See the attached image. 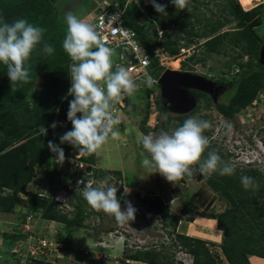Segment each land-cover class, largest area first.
<instances>
[{"label": "rangeland", "instance_id": "374dc122", "mask_svg": "<svg viewBox=\"0 0 264 264\" xmlns=\"http://www.w3.org/2000/svg\"><path fill=\"white\" fill-rule=\"evenodd\" d=\"M225 1L204 0L199 6L202 13L201 16L209 17L212 21L218 18L223 19L224 16L231 19L232 16L226 14V12L220 13V8H222ZM236 1L242 10H249L259 2H264V0H247L248 4L246 5L244 4L246 0ZM104 2H107V0H103L102 3ZM140 2L142 3V1H139V5L141 4ZM88 3L91 6H96L99 0H54L48 10V15L53 22L59 17L65 19L68 13L75 14L79 19L87 20L94 14V11L89 9ZM128 4L129 2L125 0V5L127 6ZM260 15L262 17L261 22L252 27V29L261 39V43L264 44V14L261 12ZM149 20L151 19L147 16L144 23L145 26H147ZM198 24L202 25V23H196V30H202ZM235 24L236 20L231 19L219 31L232 30ZM165 28L166 31L174 32L177 36H181L178 40L181 46L176 55H168L157 45L153 48V53L157 57L158 64L162 66L161 71L166 68L171 70L185 68L191 72L205 74L226 81L234 82L239 78L241 68L238 62L245 63L248 60L246 53L238 57L236 61L231 60L232 56L240 52L239 47L232 49L228 46L226 54H206L204 41L208 37L196 36L192 42L187 43V37L183 31L176 30L170 25H167ZM151 30L149 28V31ZM155 34L152 33L151 42H154ZM159 34L160 31L158 30ZM192 57L193 59H191ZM183 64L185 65L183 66ZM67 69L68 84L62 86L61 89L59 87L50 88L51 91H49L52 94L51 100L61 97V94H64V92L66 93L58 101L53 121L45 127L52 130L51 138L58 144H61L59 140L60 136L57 137L53 133H56L55 130H59L62 135L66 132L67 126L64 118H62L63 116H61L62 112H65L64 108H67L63 102L69 97L68 89L71 87L68 64ZM41 71L43 70L41 69ZM42 82L41 77L34 81V85L27 92L28 97L30 96L29 92L34 94L43 87ZM138 85L139 88L134 97L124 96V98H128H126L128 100L127 105L129 104L128 106H131V108L126 107L124 99L118 102L122 104L124 101L123 105L125 104V107L123 108L124 112L119 108V111H122V113L118 112L114 115V118L120 121V124L114 127L117 135L114 138L110 136L107 142L95 153V161L92 167L84 163L83 165L81 163V166H79L76 159L79 154L78 152H76L77 155L73 154L75 153V148L73 147L70 148L67 154H64L67 156L62 163L63 166L55 163L56 154L49 150L47 162L49 166L51 165L52 172L46 168L39 169L37 163H34L33 166L36 170L38 168V173L28 185V189L39 193L48 202L53 201L56 208H59L61 212L67 213L71 217L75 213V203H78V199L83 197L82 192L84 187L82 186H84V183H82L83 185L78 184L79 180L77 178L86 183L93 182V187H98L103 181L107 180V186L114 185L117 188V192L121 190V194L125 195L128 201L131 202L132 206L136 209L135 219L129 223H118L113 216L103 211H95L87 203H83L82 205L86 213L82 221L84 225L72 228H67L62 222L44 217L38 218L31 224L21 225L18 214L20 211H26L25 208L19 209V207H16V210L11 213L0 212V264H27L28 260H26V256L31 255V253L39 254L42 252L45 254L42 251L41 244L48 242H50L49 247L51 249L47 250L44 258L52 264H140L125 259L124 254L129 248L133 250V248L142 246H151L155 250L160 249L169 259L174 261V264H179V262L181 264H190L191 259L188 254L177 251L174 247L169 248L171 237L167 234V230L162 227V220L159 217L147 214L141 208L138 194L151 197L154 195L160 196L164 204L169 206V211L173 214H178L180 217L175 230L171 232L172 234L179 232L206 240L208 250L217 262L219 260V264H229L224 258L219 245L222 240V231L215 229L214 232H211L209 230L207 231L208 234L202 231L203 235H201V229H199L200 217L205 218L210 214H218L229 207V203L225 198L213 191L208 187L206 181L197 176V174L206 173L197 171L193 176H185L178 182V185L173 186L159 173L149 174L142 167V154L145 156L148 154L140 143L142 136V133L138 130L140 119L144 114H148L146 123L150 127L148 133L159 135L162 132L160 129L161 120L164 119L166 113L156 108L155 98L159 94L158 86L153 84L149 87L144 83ZM147 88L150 90L148 91ZM45 89L47 88L45 87ZM26 100L28 101L26 107L28 111L25 112L22 109L19 112H23L24 117H22V114H18L17 107H15L8 111H5L6 108H0V118H6L9 121L15 122V118L18 117L17 120L21 129L24 128L22 125L24 118L28 116L29 118L34 117L36 115V108L42 104L40 97L36 98V100L34 97L31 99L27 98ZM210 110L211 112L207 113V116L200 118L211 123V128L205 130L203 133L210 141L209 147L205 152L210 149L219 150L224 153L230 151L232 154L227 157L228 163L235 165V168L239 170L248 168L246 161L251 160V156L252 158L258 156L261 150H264V90L256 99V103H252L245 109V113L243 109L235 115L234 120L221 119L220 121H225L226 124V127L223 128L224 130H222V125L215 109L212 108ZM133 116L135 119H132ZM189 117H196V113L191 114L187 118ZM185 120H182V122ZM180 121L172 117L170 129L163 132L171 134L175 130L172 124H179ZM53 122L57 123L54 129L50 127ZM121 131L124 132L122 133ZM38 132H35L31 136L36 135V137H40ZM248 133H252L254 136L248 137ZM40 140L38 138L36 143H38V146H43V137ZM203 158H206L205 154ZM259 161L262 160L259 159ZM256 166L264 172V165L261 162ZM99 168L104 170H119L121 176L117 178L114 174L108 173L106 178H96L91 175L94 170H98ZM73 171H79L80 176L78 175L77 178L75 176L71 177L68 173ZM82 176L84 177L81 178ZM125 189L129 191L125 193ZM8 192V189H1L0 191L3 195ZM121 208L124 209L125 207ZM189 227L195 230L190 231ZM214 228H216V225ZM11 234L14 237L10 238ZM15 236H17L16 239H14Z\"/></svg>", "mask_w": 264, "mask_h": 264}, {"label": "trees", "instance_id": "16d2710c", "mask_svg": "<svg viewBox=\"0 0 264 264\" xmlns=\"http://www.w3.org/2000/svg\"><path fill=\"white\" fill-rule=\"evenodd\" d=\"M53 1L0 0V17H3L9 23L23 18L34 26L44 28L43 40L55 48V52L50 56L42 52V45L33 51L27 62L30 66V82L19 86V90L16 92H11L7 68L3 63H0V108H6L5 111H8L17 107L18 114H22V117H24L23 112H19L22 109L25 112L28 111L26 108L28 105L27 98L31 99L34 97L36 100V98L40 97L42 101L41 106L36 108L34 117L29 118L28 116L24 118L22 123L24 128L22 129L17 120L18 117L15 118V122L0 118V191L1 189L9 190L4 195L0 193V212L11 213L16 210V207H19V209L25 208L26 211H20L18 214L19 223L22 225L28 213H34L42 208V218L59 221L67 228H72L84 225L82 221L86 213L82 205L87 203V201L83 197L78 199V203H75V213L69 217L67 213H63L59 208H56L53 201L48 202L39 193L28 189V185L38 173V168L36 170L33 166L34 163H37L39 169L46 168L52 172L51 165L49 166L47 162V155L50 150L48 141H52L54 144L57 143L51 138L52 130L48 128L47 134L40 137L31 135L39 131L42 126L46 127L53 121L58 101L66 93L64 92L61 97L51 100L52 94L49 91H51L50 88L59 87L61 89L62 86L68 84L67 64L70 65L72 63L62 47L67 33L66 21L64 18L59 17L53 22L48 15V10ZM127 1L129 2L127 6L125 5V0H107L104 3H102L103 0H99L96 6H91L88 3L89 9L93 10L94 14L91 18L84 21L92 20L96 13H99L103 8L111 11L118 8V11L122 12V23L136 32L139 44L148 54L150 72L155 76L159 75L162 66L158 64L153 48L157 45L168 55H176L181 46L178 42L181 36H177L174 32L166 31L165 27L167 25H172L174 29L183 31L186 34L187 43L192 42L196 36L208 37L204 41L206 54H226L228 46L232 49L239 47L240 52L232 56L231 60L236 61L244 53L248 55V60L245 63L238 62L241 71L239 78L234 81L236 90L231 94L229 106L219 107L220 111L228 117L233 116L235 112L243 107L250 106L251 102L263 93L264 65L258 61L259 49L262 43L252 27L261 22L260 13L264 14V2H259L249 10H242L236 0H226L222 8H220V13L226 12V14L231 15V19L236 20V24L234 26L235 29L233 27L232 30L220 32L219 29L231 19L224 16L223 19L218 18L212 21L209 17L201 16L202 13L199 6L204 0H190V11L176 9L170 3V0H156L157 3L166 5V15L157 13L151 2L142 1L139 5V2ZM147 16L151 20L145 26L144 23ZM196 23H202V25L198 24L202 30H196ZM157 26L163 28L161 35H157ZM149 28L152 30L149 31ZM152 33H156L154 42H151ZM228 64L229 66L231 65L230 62ZM112 71H115L114 67ZM40 77L43 80V87L34 94L29 92L30 96L28 97L27 92L34 85V81ZM147 90L149 91L150 89L147 88ZM68 96L67 100L73 99V96ZM126 98H123L126 102V107L131 108V106H128L129 104L127 105L128 100ZM67 100L63 102L67 108H64L65 112L63 111L61 116H63L62 118L67 124L66 131H69L72 129V124L67 119L69 107V101ZM155 102L157 109H162L159 95L155 98ZM77 115L79 116L80 114L78 113ZM147 118L148 114H144L138 126V130L144 135H147L150 131V127L146 124ZM184 118L185 116L180 117V123L172 124V127L181 126ZM170 120H172L171 117L161 120L160 129L162 131L170 129ZM55 132L53 135L61 136L59 130H55ZM121 132L123 133L124 131ZM41 137H43L44 145L38 146L36 141L38 138L40 140ZM57 145L63 149L64 154H67L72 148L67 142L64 144L57 143ZM209 151H212V149ZM209 151L204 153L205 157H207ZM216 152L225 162H228L227 157L231 155L229 152L224 153L219 150H216ZM80 160L91 167L95 161V153L89 156L81 155ZM235 169V174L232 176H221L218 173H213L210 176L208 174H197V176L206 181L208 187L225 198L229 203V207L223 212L207 216L214 218L217 228L222 231V240L219 245L224 258L229 264H251L249 257L252 255L264 258V172L257 166H250L241 170ZM108 173L114 174L117 178L121 176L119 170H104L102 168L94 170L91 175L96 178H106ZM68 174L76 178L78 175L80 176L79 171H73ZM242 175L253 177L259 183L258 190H255L256 193L253 190H245L243 188L240 180ZM137 196L140 198L139 204L141 208L147 214L157 216L162 220V227L167 230V234L171 237L169 248L174 247L175 250L188 254L191 258L190 264H219V260L217 262L208 250L206 240L184 233H171L175 230L180 217L178 214H173L169 211V206L164 204L160 196L154 195L151 197L141 194ZM117 197L119 202L128 201L127 197L121 194V190L117 192ZM12 237L14 236L11 234L10 238ZM125 252V254L123 253L125 259L140 264H174V261L169 259L160 249L155 250L151 246L133 248V250L129 248ZM45 256L42 252L27 255V264H52L50 261L45 260ZM179 264L181 263L179 262Z\"/></svg>", "mask_w": 264, "mask_h": 264}, {"label": "clouds", "instance_id": "9594fccd", "mask_svg": "<svg viewBox=\"0 0 264 264\" xmlns=\"http://www.w3.org/2000/svg\"><path fill=\"white\" fill-rule=\"evenodd\" d=\"M139 1L151 2L157 13L167 14L166 5L157 3L156 0H137L136 2ZM170 3L176 9L190 11V0H170ZM65 20L67 33L62 47L72 61L71 64L69 63L71 87L68 89V94L73 96V99L69 101L67 111V119L71 122L72 129L61 135L59 140L61 144L67 142L73 148L78 149V151L74 149L75 153L73 154L78 152L79 155L76 159L81 166V163L83 165L80 160L81 155L89 156L97 153L110 136L114 138L117 135L114 127L120 124V121L114 118V115L125 107L124 101L122 105L118 102L125 95L134 97L139 88L138 84L144 83L149 87L153 84L157 85L159 99H161L158 81L156 83L151 76L157 77L158 80L165 69L155 76L150 72L149 66L151 75L145 72L146 79L143 81L134 80L124 67L112 71L114 63L112 58L115 51L106 46V41L101 39L94 25L79 19L73 13H68ZM170 26L172 27V25ZM157 28V35L158 30L161 35L163 28L158 26ZM44 32V28L34 26L26 19L21 18L9 23L0 17V63H3L7 68L11 92L18 91L19 86L30 82V66L27 62L38 46L42 45V52L45 55L50 56L55 52V48L43 40ZM146 66L147 61H145ZM132 119H135L134 116ZM220 122L222 130H224L225 121ZM56 126V122L50 125L53 129ZM209 128H211L209 121L198 117H189L171 134L163 131L159 135L155 133L142 134L140 143L148 154L146 156L142 154V167L149 174L159 173L173 186L178 185V182L185 176L191 177L197 171L209 176L213 173H218L221 176L234 175L235 165L225 162L215 150L209 151L207 157L203 158L205 150L210 144L208 137L203 133ZM46 134L47 129L42 126L38 135ZM251 135L253 134H247L248 137ZM48 148L56 154L55 163L62 165L67 156L64 155L63 149L52 141H48ZM259 162L264 165V150H261V153L254 158L251 156V160H247L246 165L248 167L256 166ZM77 179L79 180L78 184H82L83 181L80 178ZM240 180L245 190L255 191L259 188V183L253 177L242 175ZM83 183V198L93 210L103 211L122 224L135 219L136 209L131 202L125 201L126 206L122 209L117 197V188L114 185L107 186V180L98 187H93V182ZM128 191L125 189V193Z\"/></svg>", "mask_w": 264, "mask_h": 264}, {"label": "built area", "instance_id": "2783aa9c", "mask_svg": "<svg viewBox=\"0 0 264 264\" xmlns=\"http://www.w3.org/2000/svg\"><path fill=\"white\" fill-rule=\"evenodd\" d=\"M129 1L136 2L137 0ZM121 14L122 12H119L118 8H115L113 11L103 8L99 13H96L92 20L88 22L94 25L101 39L106 41V46L114 49L115 55L112 58L114 62V70L116 71L119 67H124L134 80L143 81L146 79L144 75L145 72L151 75L148 69L150 64L149 57L144 48L139 44L136 32L122 23ZM145 61H147L146 67ZM151 77L157 83V77ZM42 212L43 211L41 209H38L34 213H28L25 217L23 225L33 223L41 217ZM49 245L50 242L41 244L42 251L45 252V254L48 249H51Z\"/></svg>", "mask_w": 264, "mask_h": 264}, {"label": "flooded vegetation", "instance_id": "af4514ba", "mask_svg": "<svg viewBox=\"0 0 264 264\" xmlns=\"http://www.w3.org/2000/svg\"><path fill=\"white\" fill-rule=\"evenodd\" d=\"M178 71L198 74L206 80H189L188 84H186L185 81L180 84L179 88L183 90L185 95L187 96V104L167 103L166 105H164L160 99L162 109H160L159 111L166 113L164 119L167 117H173L179 120L180 117L185 116V118L183 119L185 120L188 116L194 113H196V117L204 118L205 116H207V113L211 112L210 109L212 108L215 109V112L219 116V119L224 120H234L233 118L236 114L239 113L240 110L244 109L245 113L246 107H243L239 111L235 112L233 116L228 117L219 109L220 106H229L231 94L236 90L235 82L229 80L226 81L220 78H213L212 76L210 77L205 74L191 72L186 70L185 68H180ZM197 82L200 83V85H197ZM251 103L255 104L256 99H254Z\"/></svg>", "mask_w": 264, "mask_h": 264}, {"label": "water", "instance_id": "95a60500", "mask_svg": "<svg viewBox=\"0 0 264 264\" xmlns=\"http://www.w3.org/2000/svg\"><path fill=\"white\" fill-rule=\"evenodd\" d=\"M259 61L264 64V45L259 52ZM189 80H206L202 76L197 74H191L188 72H180L174 69L166 68L158 78V84L160 87V97L164 105L167 103H183L187 104V96L184 91L179 88L180 84L185 81L186 84L189 83ZM197 85L200 83L197 82ZM121 207H125L124 202H120Z\"/></svg>", "mask_w": 264, "mask_h": 264}, {"label": "crops", "instance_id": "0c3cea01", "mask_svg": "<svg viewBox=\"0 0 264 264\" xmlns=\"http://www.w3.org/2000/svg\"><path fill=\"white\" fill-rule=\"evenodd\" d=\"M199 219H200V228L199 229H201V231H200L201 232V235H203L202 234V231L204 233L208 234L207 231H209V230L211 232H214L215 229L216 230H219L217 228L216 220L214 218H209V217L202 218V217H200ZM215 225H216V228H214ZM189 228H190V231L191 230H195L194 228H191V227H189ZM199 229H196V230H199ZM249 261L251 262V264H264V258L259 257V256H255V255L250 256L249 257Z\"/></svg>", "mask_w": 264, "mask_h": 264}, {"label": "bare ground", "instance_id": "6f19581e", "mask_svg": "<svg viewBox=\"0 0 264 264\" xmlns=\"http://www.w3.org/2000/svg\"><path fill=\"white\" fill-rule=\"evenodd\" d=\"M244 4H246V5H247V4H248V1H247V0H246V1H244ZM174 62H175V61H174Z\"/></svg>", "mask_w": 264, "mask_h": 264}]
</instances>
